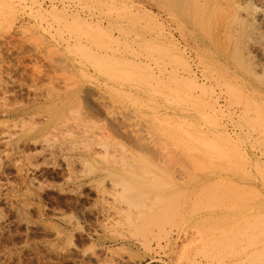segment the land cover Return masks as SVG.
<instances>
[{
	"label": "rangeland",
	"instance_id": "obj_1",
	"mask_svg": "<svg viewBox=\"0 0 264 264\" xmlns=\"http://www.w3.org/2000/svg\"><path fill=\"white\" fill-rule=\"evenodd\" d=\"M39 1L0 0V264H264V174L190 134L241 144L237 58L264 70V17L237 15L264 0H41L87 13L90 37Z\"/></svg>",
	"mask_w": 264,
	"mask_h": 264
},
{
	"label": "bare ground",
	"instance_id": "obj_2",
	"mask_svg": "<svg viewBox=\"0 0 264 264\" xmlns=\"http://www.w3.org/2000/svg\"><path fill=\"white\" fill-rule=\"evenodd\" d=\"M3 2L4 5H6L8 7V9H15L16 5H20L22 4L20 1L21 0H1ZM1 2V3H2ZM121 2V1H120ZM123 2V1H122ZM235 2V1H234ZM246 2H248V0H246ZM49 4L46 5V7H44V5L42 4V1L40 0L36 6L38 8L35 9L36 13L40 14V16L43 18L42 15H44L43 12L45 11H50L48 12L49 15L52 16V18L54 19V21H56V23L61 22L60 24L63 26V24L65 25V27L67 26L69 30H77L80 31L82 34H85L86 36L88 35V37L93 36L97 31L100 30V28L98 27V24L95 23H91V21H88L89 16H87V13H85L86 15L82 14L81 12H79L76 8L74 10V12H67V9H69L68 7V2H64V1H51L48 2ZM262 3V2H261ZM70 4V3H69ZM122 4V3H121ZM236 4V3H235ZM1 5V4H0ZM238 5V4H237ZM3 6V5H2ZM125 6V4H124ZM246 6V5H245ZM5 7V6H4ZM22 7L24 8V6L22 5ZM121 8V7H120ZM123 9H125V7L122 6ZM73 9V8H72ZM249 6L246 7V12L245 14H239L237 15V24H239V28L241 29V31L243 30H249V24H250V20L254 21V18L258 15V11L259 14L261 15V17H264V12H262V10H255L253 12V10H250L251 13L249 12ZM259 9V8H258ZM70 10V9H69ZM264 11V10H263ZM30 12V11H29ZM69 15L70 17L66 16ZM50 16V17H51ZM259 16V15H258ZM88 17V18H87ZM239 17V19H238ZM45 19V18H43ZM255 22V21H254ZM57 23V24H58ZM39 24V23H38ZM40 25V24H39ZM64 27V26H63ZM32 30V29H31ZM250 31V30H249ZM252 32V31H251ZM251 32H249V34H251ZM255 32V31H254ZM257 32V31H256ZM253 33V32H252ZM260 33V32H259ZM249 36V35H248ZM256 37V36H255ZM258 37V35H257ZM261 38V35L259 36ZM237 38V37H236ZM249 38V37H247ZM259 39V38H258ZM172 40V39H171ZM251 40V39H250ZM262 39H259V41ZM264 41V40H263ZM66 42V41H65ZM68 42V41H67ZM260 43H262L260 41ZM260 43L258 42V44L260 45ZM81 44V43H80ZM75 44V46H73L72 48L78 49V52L83 51L82 53L85 54V56H87L88 50L89 48H87V46L84 45V47L82 46V44L80 45ZM264 43H262L260 46L261 48L263 47ZM74 45V43H73ZM257 45V46H259ZM260 46L258 47V50L260 51V53H264V47L263 49L260 48ZM68 47V46H67ZM84 48L86 49V51H84ZM261 49V50H260ZM177 50V49H176ZM179 50V49H178ZM177 50V51H178ZM75 51V50H74ZM85 52V53H84ZM182 53H184V51L182 50ZM93 54V53H92ZM97 54V53H96ZM179 54V53H178ZM181 54V53H180ZM176 54V58L184 65L187 66V61H185L181 56ZM238 54V53H237ZM91 55V54H90ZM264 55V54H263ZM89 56V55H88ZM95 56V55H94ZM105 58H103L102 56H95V60L97 61H101L104 60ZM94 60V57H93ZM263 60H264V56H263ZM185 61V62H184ZM106 62V61H103ZM126 62V61H125ZM119 62H117L118 64ZM127 63V62H126ZM126 63H122L124 65H126ZM130 63V64H128ZM127 66L130 65V67L134 70H137L135 72L138 73V77L139 74L141 73L142 76L143 75V68L140 67V65L136 62H130L128 61ZM136 63V64H135ZM121 64V65H122ZM237 64L238 66L244 68V70L246 71L245 75L247 76V79H242L240 80V84L238 87V90H243V104L241 106V110H240V120H241V124H239L240 126V133H241V144L238 142L236 143V141L234 139L231 138V136L227 135L223 130H225V128L222 130V128L218 129V127H220L217 123L215 124L214 130L212 131V137H209L207 134L204 133L203 130L200 129H192V132L190 133L191 128L189 129V132H187L188 134L190 133L192 135H197L194 137H198L203 138L205 137L207 139V141L210 144H213L212 142H218L220 141L224 146V148L226 150H232V151H236L238 154V157L240 158V164L241 167L245 170V172L249 173L251 171H256V172H260L262 174H264V150L263 148H259L256 145V141H254L252 138V140H250V130H249V126L250 124H252V128H254L255 126H259L261 124L264 123V70L261 71V73H256L255 71L247 68L246 66H244V61H242V59L239 57V59L237 58ZM109 65V64H108ZM108 65L105 64V68L108 67ZM120 65V64H119ZM118 66V65H117ZM113 67V66H111ZM109 68V67H108ZM111 69V68H110ZM110 69H108L110 71ZM115 69V68H114ZM125 70H130V69H126ZM108 71V73H109ZM133 71V70H132ZM105 72V71H104ZM107 72V71H106ZM127 72V71H126ZM129 72V71H128ZM133 72H129V74H132ZM136 73V75H137ZM107 74V73H106ZM134 74V73H133ZM132 74V76H133ZM149 75V72H146V75ZM110 75H112L110 73ZM145 75V76H146ZM147 75V77H148ZM137 77V76H134ZM150 77V76H149ZM170 78V79H169ZM168 78V80L172 81L175 86H176V79L175 76L172 77L170 76ZM216 80V79H215ZM182 81V80H180ZM181 83V82H180ZM190 84H194L196 83V81L194 82V80H190L189 81ZM179 84V83H177ZM173 86V85H172ZM174 87V86H173ZM173 87L170 88L172 90ZM169 88V87H168ZM175 88V87H174ZM176 89V88H175ZM170 90V89H169ZM61 95V94H60ZM216 99V98H215ZM210 102V101H209ZM215 102V101H214ZM213 102V103H214ZM207 103V102H206ZM208 104V103H207ZM209 106V104H208ZM211 107L213 108V104L211 103ZM34 107H19L18 109H14L12 111V113L16 114V116L19 115H23V114H27L28 117H30V120L33 118L34 116V111H33ZM38 111V109H37ZM26 117V116H25ZM21 118L24 120L23 116H21ZM27 118V117H26ZM25 118V119H26ZM19 120V119H18ZM29 120V119H28ZM178 120V119H177ZM214 120V119H213ZM183 121V120H182ZM263 122V123H262ZM178 123V122H176ZM179 123L177 124L178 127ZM191 125V124H190ZM218 126V127H217ZM264 126V125H261ZM199 127V126H198ZM181 128V127H180ZM194 128V126H193ZM201 128V127H200ZM179 129V128H178ZM183 129V130H182ZM182 132H184V128L182 127ZM255 129V128H254ZM188 129H186L185 131H187ZM230 130V129H229ZM228 130V131H229ZM232 130V129H231ZM257 130V129H256ZM70 131V130H69ZM203 131V132H202ZM227 132V131H226ZM232 132V131H231ZM254 132V131H253ZM228 133V132H227ZM186 134V133H185ZM229 134V133H228ZM207 135V137H206ZM211 136V135H210ZM193 137V136H192ZM255 137V136H254ZM257 138V137H256ZM94 139V138H93ZM256 140V139H255ZM251 141V142H250ZM260 145V144H259ZM221 152L223 151V148H218ZM95 153V152H94ZM258 153V155H257ZM252 155L254 156H258V158H255L252 160Z\"/></svg>",
	"mask_w": 264,
	"mask_h": 264
}]
</instances>
